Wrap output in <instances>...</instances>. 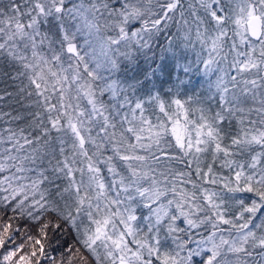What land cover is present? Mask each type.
Returning <instances> with one entry per match:
<instances>
[{"label": "snow or ice", "instance_id": "6c2138e0", "mask_svg": "<svg viewBox=\"0 0 264 264\" xmlns=\"http://www.w3.org/2000/svg\"><path fill=\"white\" fill-rule=\"evenodd\" d=\"M15 233L0 264H264V0H0Z\"/></svg>", "mask_w": 264, "mask_h": 264}, {"label": "trees", "instance_id": "16d2710c", "mask_svg": "<svg viewBox=\"0 0 264 264\" xmlns=\"http://www.w3.org/2000/svg\"><path fill=\"white\" fill-rule=\"evenodd\" d=\"M8 215H11V213H8ZM5 219H7V217H5ZM26 224H27L26 221L21 220V221L18 222V225H14V226H24ZM31 234H33V235L36 234V226L35 225L32 226ZM15 235L17 237L16 238V241H15V244H11L10 243V244L6 245V248L5 249H0V256H2V254L5 252V250H11L16 245H19V244H21V243L24 242L25 236L23 234H21V233H15ZM25 251H27V248L25 249ZM54 254L58 255L59 253L58 252H54ZM42 264H46V262H42Z\"/></svg>", "mask_w": 264, "mask_h": 264}]
</instances>
